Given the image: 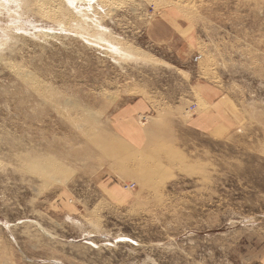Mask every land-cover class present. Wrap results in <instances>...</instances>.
Instances as JSON below:
<instances>
[{
	"label": "rangeland",
	"instance_id": "374dc122",
	"mask_svg": "<svg viewBox=\"0 0 264 264\" xmlns=\"http://www.w3.org/2000/svg\"><path fill=\"white\" fill-rule=\"evenodd\" d=\"M262 260L264 0H0V264Z\"/></svg>",
	"mask_w": 264,
	"mask_h": 264
},
{
	"label": "crops",
	"instance_id": "0c3cea01",
	"mask_svg": "<svg viewBox=\"0 0 264 264\" xmlns=\"http://www.w3.org/2000/svg\"><path fill=\"white\" fill-rule=\"evenodd\" d=\"M152 113L153 110L150 109L149 102L135 100L116 110L112 118V127L128 144L141 149L146 145L150 128L154 126V122L141 123L142 117L144 119L151 118ZM201 118L203 117L201 116ZM206 120V122L196 121L195 124L207 128L208 118ZM257 264H264V260Z\"/></svg>",
	"mask_w": 264,
	"mask_h": 264
},
{
	"label": "bare ground",
	"instance_id": "6f19581e",
	"mask_svg": "<svg viewBox=\"0 0 264 264\" xmlns=\"http://www.w3.org/2000/svg\"><path fill=\"white\" fill-rule=\"evenodd\" d=\"M115 50V49H114Z\"/></svg>",
	"mask_w": 264,
	"mask_h": 264
}]
</instances>
